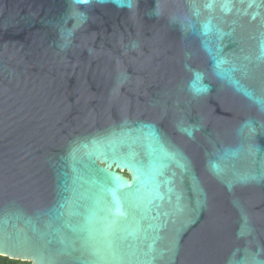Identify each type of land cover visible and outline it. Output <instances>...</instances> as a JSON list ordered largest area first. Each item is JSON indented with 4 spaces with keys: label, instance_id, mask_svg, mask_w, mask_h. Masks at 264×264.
<instances>
[{
    "label": "water",
    "instance_id": "1",
    "mask_svg": "<svg viewBox=\"0 0 264 264\" xmlns=\"http://www.w3.org/2000/svg\"><path fill=\"white\" fill-rule=\"evenodd\" d=\"M0 255L264 264V0H0Z\"/></svg>",
    "mask_w": 264,
    "mask_h": 264
},
{
    "label": "trees",
    "instance_id": "2",
    "mask_svg": "<svg viewBox=\"0 0 264 264\" xmlns=\"http://www.w3.org/2000/svg\"><path fill=\"white\" fill-rule=\"evenodd\" d=\"M126 174V173H124ZM0 264H30L29 262L16 260V259H10L7 256L0 255Z\"/></svg>",
    "mask_w": 264,
    "mask_h": 264
},
{
    "label": "clouds",
    "instance_id": "3",
    "mask_svg": "<svg viewBox=\"0 0 264 264\" xmlns=\"http://www.w3.org/2000/svg\"><path fill=\"white\" fill-rule=\"evenodd\" d=\"M209 89L207 88V86H205V88L203 89V91H208Z\"/></svg>",
    "mask_w": 264,
    "mask_h": 264
}]
</instances>
